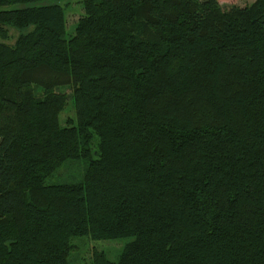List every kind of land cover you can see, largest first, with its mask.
I'll return each instance as SVG.
<instances>
[{
  "label": "trees",
  "instance_id": "1",
  "mask_svg": "<svg viewBox=\"0 0 264 264\" xmlns=\"http://www.w3.org/2000/svg\"><path fill=\"white\" fill-rule=\"evenodd\" d=\"M76 238L264 264V0H0V264Z\"/></svg>",
  "mask_w": 264,
  "mask_h": 264
},
{
  "label": "rangeland",
  "instance_id": "2",
  "mask_svg": "<svg viewBox=\"0 0 264 264\" xmlns=\"http://www.w3.org/2000/svg\"><path fill=\"white\" fill-rule=\"evenodd\" d=\"M223 10H229L233 6L246 7L252 5L255 0H218ZM82 3L79 1H74L69 8H67V24L69 30H73L76 26L78 20L84 14V9ZM12 32V31H11ZM16 33V32H15ZM13 31L12 37L7 41V43L14 44L16 40V35ZM60 92H65L68 95L71 94L69 88H59ZM129 240H92L90 238H76L73 240V244L76 249L71 257L72 264H90L89 255L92 250L104 251L108 258L116 262L119 258L122 249Z\"/></svg>",
  "mask_w": 264,
  "mask_h": 264
}]
</instances>
